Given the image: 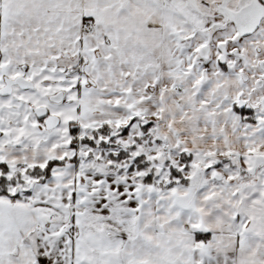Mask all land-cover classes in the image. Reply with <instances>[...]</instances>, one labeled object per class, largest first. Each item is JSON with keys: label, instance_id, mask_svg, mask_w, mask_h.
<instances>
[{"label": "snow or ice", "instance_id": "6c2138e0", "mask_svg": "<svg viewBox=\"0 0 264 264\" xmlns=\"http://www.w3.org/2000/svg\"><path fill=\"white\" fill-rule=\"evenodd\" d=\"M0 264H264V0H0Z\"/></svg>", "mask_w": 264, "mask_h": 264}]
</instances>
